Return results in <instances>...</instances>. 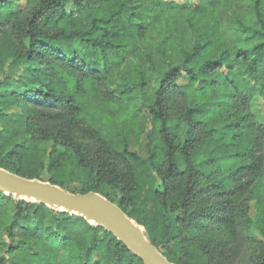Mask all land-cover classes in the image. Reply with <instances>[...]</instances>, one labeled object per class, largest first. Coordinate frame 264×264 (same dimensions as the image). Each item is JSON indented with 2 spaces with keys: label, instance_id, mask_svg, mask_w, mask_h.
<instances>
[{
  "label": "trees",
  "instance_id": "obj_1",
  "mask_svg": "<svg viewBox=\"0 0 264 264\" xmlns=\"http://www.w3.org/2000/svg\"><path fill=\"white\" fill-rule=\"evenodd\" d=\"M186 1L0 0V167L97 193L171 262L264 264V213L249 214L264 201V0L235 45L224 0ZM87 91L118 110L96 117ZM0 264L143 263L102 226L0 191Z\"/></svg>",
  "mask_w": 264,
  "mask_h": 264
},
{
  "label": "water",
  "instance_id": "obj_2",
  "mask_svg": "<svg viewBox=\"0 0 264 264\" xmlns=\"http://www.w3.org/2000/svg\"><path fill=\"white\" fill-rule=\"evenodd\" d=\"M0 191L79 215L89 223L102 226L140 258L143 264H177L169 261L150 242L142 227L129 218L118 205L97 193L69 192L48 181L19 176L1 167Z\"/></svg>",
  "mask_w": 264,
  "mask_h": 264
},
{
  "label": "rangeland",
  "instance_id": "obj_3",
  "mask_svg": "<svg viewBox=\"0 0 264 264\" xmlns=\"http://www.w3.org/2000/svg\"><path fill=\"white\" fill-rule=\"evenodd\" d=\"M177 1L184 2L186 0H177ZM192 1H196V0H192ZM186 2H190V0H187ZM250 10H251V0H224L219 4L217 8L218 17L222 24V30L226 35V37L228 38V41L231 45H235L242 42L243 34L240 31V28L237 23V19L248 13ZM86 95L87 98L84 101L87 103L88 108L94 112V115L96 117H102L103 115L106 114H112L113 112L117 111L119 108L117 102L115 101L106 102L96 92L87 91ZM145 97L147 100V95ZM258 108L259 110H261V112H264V106H259ZM142 120L146 124L147 128H149L150 122L145 109L142 113ZM133 139L134 138L132 137V142ZM141 141L142 142L144 141L143 137ZM134 147L138 149L139 152L141 153L144 152L141 142L134 144ZM78 186H79V181H73L69 185V188H71V190H75L77 189ZM143 197H144L143 201L150 208L151 207L150 203L148 202V200L145 199V196ZM261 200L263 201L262 197L258 196L250 204L249 214L256 221H263L262 215L264 213V210L263 207L260 206ZM142 229L144 230L143 227ZM255 231L256 230H253V233L257 235ZM215 235L218 237L224 236V234L219 231H216Z\"/></svg>",
  "mask_w": 264,
  "mask_h": 264
},
{
  "label": "bare ground",
  "instance_id": "obj_4",
  "mask_svg": "<svg viewBox=\"0 0 264 264\" xmlns=\"http://www.w3.org/2000/svg\"><path fill=\"white\" fill-rule=\"evenodd\" d=\"M141 229V228H140Z\"/></svg>",
  "mask_w": 264,
  "mask_h": 264
}]
</instances>
